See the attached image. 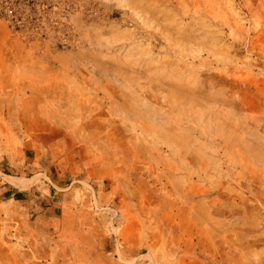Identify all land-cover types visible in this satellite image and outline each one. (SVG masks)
I'll use <instances>...</instances> for the list:
<instances>
[{
	"label": "rangeland",
	"instance_id": "rangeland-1",
	"mask_svg": "<svg viewBox=\"0 0 264 264\" xmlns=\"http://www.w3.org/2000/svg\"><path fill=\"white\" fill-rule=\"evenodd\" d=\"M70 21L36 41L0 20V260L31 257L4 188L38 184L48 264H264V0Z\"/></svg>",
	"mask_w": 264,
	"mask_h": 264
},
{
	"label": "built area",
	"instance_id": "built-area-1",
	"mask_svg": "<svg viewBox=\"0 0 264 264\" xmlns=\"http://www.w3.org/2000/svg\"><path fill=\"white\" fill-rule=\"evenodd\" d=\"M78 4L79 0H0V20L27 40H57L52 27L69 28ZM112 218L118 216L112 213Z\"/></svg>",
	"mask_w": 264,
	"mask_h": 264
},
{
	"label": "crops",
	"instance_id": "crops-1",
	"mask_svg": "<svg viewBox=\"0 0 264 264\" xmlns=\"http://www.w3.org/2000/svg\"><path fill=\"white\" fill-rule=\"evenodd\" d=\"M4 189L5 191H10V193L7 195L8 197H5L6 202L12 204L13 206L17 205V210H15V213L13 214L14 219L17 221V224L15 223L16 230H14V234H16V238H18L19 244L23 246L25 254H28L29 256L31 255V257H29L28 259L17 260V264H20V262L21 264L25 262H27L28 264H38L35 262V259L37 258H42L44 260L39 264H48L47 258L43 254L44 251L41 252V249L46 248V245L49 243L48 234L51 233V230H36L38 226L35 225L36 223L46 224V222L44 221L49 218L45 217L46 210L48 209V207L44 208L41 215H34L36 220L33 222V224L32 222L28 224V221L26 220V215L30 209L29 203L32 202L29 201V198H31V196H34L30 193L29 189L31 191H34L33 189H40V185L34 184V186L29 185L26 188H21L15 184H9ZM45 199L47 198L45 197ZM24 222L27 224L28 228L24 226ZM0 264L5 263L4 261L2 262L0 260Z\"/></svg>",
	"mask_w": 264,
	"mask_h": 264
}]
</instances>
